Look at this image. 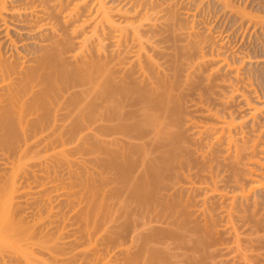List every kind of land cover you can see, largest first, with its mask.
I'll return each mask as SVG.
<instances>
[{
  "label": "bare ground",
  "instance_id": "bare-ground-1",
  "mask_svg": "<svg viewBox=\"0 0 264 264\" xmlns=\"http://www.w3.org/2000/svg\"><path fill=\"white\" fill-rule=\"evenodd\" d=\"M203 1L0 0V159H3L4 166L12 165L10 167L17 174L20 172L27 176L30 173L33 175L34 170L29 168V164L36 159L39 160L41 154H34L33 150L30 154L29 146L37 145L43 139L49 142L50 136H47L46 140L43 134L45 132L53 137L56 127L57 130L61 126V131L58 133L62 135L64 128L61 123L68 120L73 124V129L70 128V131L66 132L78 137V140L88 136L97 139L96 133L100 131V135L102 132L100 139L103 138L101 140L105 150L103 162L106 167L103 176L105 197L107 195L109 199L116 198L120 208H124L125 202L128 203L127 199L135 197L145 207V209L140 208L142 212L163 218L166 228L171 227L169 231L161 233L160 230L152 234L150 228L153 227V221L144 222L143 227L151 230V236L148 237L150 240L169 239L182 234L185 242L186 233L188 238L192 233L196 238H193L190 244L192 242L195 248L204 250L206 245L211 248L217 247L218 243L223 244L219 242V235L223 229L221 231L218 229L221 228L218 218L222 211V219H225L227 225L224 230L227 229L225 230L227 234L232 235L233 244L239 250L250 247L264 248V89L258 85L259 76L257 78L254 72L255 75L248 69L243 73L240 71L238 64L245 61L251 64L250 58L245 57L238 62L232 60L224 46L227 37L233 39L232 35L239 38L237 35L240 36L242 33V39L246 38L244 34L248 29H252L255 36L258 31L263 33L264 6L250 8L254 3L247 5L246 1L247 3L243 5V0H214L215 6H218L221 13H228L238 18L237 24L233 21L239 28L233 27L235 32L225 34L224 31H214L212 27L195 26V24L202 25V20L198 18L197 21V16L201 15L200 10L206 12L207 7L205 8ZM192 11L195 13L193 14ZM188 16L193 17L194 22L185 23L183 18ZM241 29L243 31H240ZM161 32L169 34L175 43L172 46L173 53L171 52L174 57L167 59V64H164L165 60L163 64L160 63V58H169L173 55L168 54V50L167 53L165 52L162 44L166 42L161 40L162 37L160 39L158 37L163 35ZM223 35L227 36L226 39H222ZM196 80L198 86L195 92L198 88L203 92L195 95L194 90L190 89L193 88V81ZM220 89L226 91L220 92ZM186 91L189 92L188 97H191V101L189 100L191 105H188L187 100L184 99ZM192 91L193 93H190ZM217 99L221 100L219 105L221 109L223 107L222 110L214 108ZM235 99L242 100L247 106L248 116L252 122L249 121L250 123L247 124L246 118L238 117L232 106H229ZM12 137H21L22 142L21 145L19 143L15 145L21 148L18 160L9 162L10 156L4 152V147ZM60 140L63 142L64 138ZM79 142L82 143L81 140H76L77 146L80 145ZM94 142H96L95 138ZM59 145L63 146L60 151L61 157L64 156L62 162L64 159H67L66 162L69 161L72 176L75 171L73 167L77 164L82 165L86 161L80 160V163L78 158H74L75 156L68 157L66 148L64 149L65 145ZM74 149L76 152L75 147ZM96 152L98 154V151ZM55 154L59 155L54 151V156ZM88 154L86 152V158ZM45 156L43 154L42 159ZM90 157H94L93 154ZM41 164L43 165V162ZM176 167L181 172L177 171ZM101 173L102 176L103 172ZM87 175L89 177L88 171ZM75 179L76 186L72 177L71 180L69 179L72 183L68 181L69 189L66 190L65 195L69 200L72 198L68 204L72 207L75 205V208L73 207L75 211L78 201L80 205H84H79L78 214L68 217V221L71 222L78 218L77 226L76 222L73 223L75 220L69 223L76 229L72 227L69 232L62 230L65 234L61 231L59 236L57 235L55 247L53 252L50 251L51 258H49L52 263L53 258V264L55 262L59 264L63 260L59 259L61 244L63 248L65 245L59 243L63 234L67 238L73 237L70 242L77 245V241L85 238V235L93 237L92 232L98 230L97 226L99 228L100 225L99 229H101L105 225L99 224V220L94 218L95 212V216L94 214V217L91 216L96 207L99 210L103 209V201L100 206L95 204L98 199L95 197V185L94 191L88 180ZM84 180V183L81 182ZM13 182L12 186L8 185L11 187L10 190L3 189L6 194H2L0 190L1 202L4 201L5 196L9 198L8 193L17 191L18 188ZM30 184L32 185L33 182ZM79 186L80 192L77 191L79 197L75 203V198L71 195L77 198L78 194L72 189ZM26 192L32 191L26 190ZM14 195H10L11 200ZM46 196V210L53 211L52 200L56 196L51 193ZM30 198L32 197L29 196ZM36 201L37 199L34 203ZM150 201H156L158 207L151 208ZM182 204L187 205L186 208L189 204L194 209L180 211L178 208ZM11 206L4 204L0 206V256L7 247L19 251L20 246L16 243H23L26 240L28 244H32L33 241L35 244V241H40L36 230L22 225V222L20 225L18 220L13 219ZM71 212L73 213L72 210ZM181 218L183 227L179 225ZM71 230L74 235L71 234ZM80 231L84 232V236ZM41 233L40 236L43 238L44 234ZM75 233L80 234V239ZM184 244L187 245L186 242ZM24 248L27 251L26 247ZM75 251L70 256L68 253L71 250L67 254L64 252L65 259L62 263L79 264L80 260L77 263L75 258L77 254L80 256L81 252L76 254ZM85 251L82 250V255H86L83 254ZM31 253L32 257L36 254L33 250ZM66 256H68L67 260ZM25 260L29 262V259ZM43 261V264H47L45 260ZM84 261L85 259L82 260ZM29 264L33 263L29 262Z\"/></svg>",
  "mask_w": 264,
  "mask_h": 264
},
{
  "label": "rangeland",
  "instance_id": "rangeland-1",
  "mask_svg": "<svg viewBox=\"0 0 264 264\" xmlns=\"http://www.w3.org/2000/svg\"><path fill=\"white\" fill-rule=\"evenodd\" d=\"M209 1H211L212 3H210ZM253 1L254 0H249V1L248 0H243L242 3H243V5H244L245 2L247 3V5H249V3H254V4H252V6H250V8H254L256 6H259V7L260 6H264V0H258V1L256 0L254 2ZM213 2H214V0H204L203 1V3L206 5L205 8L207 7L208 9L206 8V12H204V13H203V10H200L201 15L197 16V21H199L198 18L201 19L202 20V25L195 24V26L197 28L212 27V29H214V31H224L225 34H228L227 32L232 33L236 29L235 27H237L235 24H237V22H238L237 19L238 18L235 17L236 18L235 19L234 16H232V15L230 16L228 13H224V14L221 13L222 11H220L218 9V6L217 5L215 6V2L214 3ZM211 4L212 5L214 4L213 7H212ZM192 13L194 14L195 12L192 11ZM222 14H223V16H222ZM200 16H203V17H200ZM216 18H218V20ZM183 19H184L183 21H185V23H187V24L192 23V21L194 20L193 17H191V16H188V18L184 17ZM195 20H196V18H195ZM215 20H216V22H215ZM233 27L235 28L234 30L232 29ZM237 28H239V27H237ZM159 29L160 28H158V30ZM231 29H232V31H231ZM244 30H247V29H244ZM159 31H161V29ZM240 31H243V29H241ZM252 31H253L252 29L251 30L248 29L247 32L244 31V32H246L245 34L243 32L244 36L245 37L247 36L244 39H242V37H241V36H243V35H241L242 33H240V36L237 35V37H239L240 39L239 38H235L232 35L233 39L231 38V40H230V38L226 36L229 41L227 40L226 43L224 42L225 43L224 46L227 49L226 51L228 52V55H229L230 58H232V60L234 59L235 61L237 60V62H238L240 60L242 61L243 58H245V57H246V59H247V57L250 58V61L252 62L251 64H248L246 61H245V63L243 62L241 64H238V66L241 69L240 71H241V73H243L244 71H246V69H248L249 71L251 70L250 72L252 74L255 73L256 75L255 74L254 75L257 76V78L259 76L258 79L256 78L258 80L257 83H258V85H261L263 87V89H264V32L262 33L260 31H258L256 33L257 36H258V38H257V36H255V34H253ZM162 33L163 32H161V34ZM250 33H252V34H250ZM164 34H165V36H164ZM166 34L167 33H163L162 36H158V37H159V39L162 37L161 40H163V41L165 40L164 43L166 42L165 44H162V46H164V48L166 50L165 52L167 53V50H168L169 51L168 54H172L173 50H174L172 46H174L175 43L173 41V38L169 37V34H167V36H166ZM250 35L252 37H250ZM223 36L224 37H222V39H226L225 35H223ZM249 38H251L252 40L249 39ZM167 42H169L170 44L168 45ZM167 45L170 48H168ZM166 47H167V49H166ZM152 54L155 55L154 53H152ZM173 57H174V55L172 57H169V58L168 57H166V58L163 57L164 59L160 58V61H161L160 63L163 64V61L165 60L164 64H167L168 63L167 59H170V58L172 59ZM170 66H171V64L169 63V67ZM183 77H184V74H183ZM181 80H182V78H180V81ZM184 82H183V84H184ZM196 83H198V80H196V82L193 81V85L194 86L196 85ZM199 83L201 85V81H199ZM194 86L190 90H194V92H195V88L198 86V84L195 87ZM187 87L189 88V86H187ZM187 87H184V88L189 91V89ZM198 90H199V88L197 89V92L194 93L195 95H196V93L199 94V92H201V93L203 92L201 90H199V91ZM221 90L222 89H220V92H221ZM188 91L185 92V98L184 99L187 100L188 105H191V103H190L191 97L190 98L188 97V94H187V93H189ZM225 91L226 90H224L223 92H225ZM190 93H193V91L190 92ZM186 94H187V97H186ZM194 94H191V95H194ZM261 96H263L262 92H261ZM215 97L216 96H214V98ZM193 98L194 97H192V99ZM221 100H222V97H221ZM221 100H219V99L216 100L215 107L213 105V107L215 109H219V110L223 109V107L221 109V106L219 105L220 104L219 101H221ZM213 104H214V102H213ZM229 106H232V110H234V112L236 113V115L238 117L246 118L245 120H247L246 121L247 124L252 122L250 117L248 116L249 110H248L247 106L244 104V102L242 100H240V99L236 100L235 99L231 103V105H229ZM67 121L66 122L64 121L65 123L64 122L61 123L62 124V128H64V129H62V132H63L62 135L59 134L60 131H61V126L58 127V129H57L59 131L56 130V128H57L56 127L55 128V134H54L55 138H54V135H53V137H51V135H47V133L45 134V132H44L43 135L45 136L46 140L48 138L47 136H50V139L48 138L49 142L45 141L42 138L45 142H43V140H42L41 143H38L39 145L37 144L38 146L36 144H34V145L32 144L34 147L32 145L29 146L28 150H29L30 154L32 152L31 150H33L34 154L35 153H37V154L40 153L41 154V155L39 154L40 155V159L39 160L36 159V160H34L35 162L34 161L31 162V163H33V165L29 162L30 163L29 164V168L31 170L32 169L34 170L33 175H32V173H30V175L27 176L24 173L22 174L20 172H18V174H17V173H15L14 169L11 168L12 165H10L11 167L6 165V167H7L6 168L4 166V164H3V162H4L3 159H0V163L3 164L2 166L0 164V190L2 191V194H6L3 189L6 188L7 189L6 191H8V189L11 188L10 186L13 185L12 182L14 181L15 178L16 179H15V181L13 183L18 188L17 191L14 190L16 193L15 192H12V194H11V192L8 193L9 194L8 195L9 198L15 194L13 199L11 200V198L9 199L7 196H5L4 201L3 200H2V202L0 201V206H1V204H4L5 206H8V207H10L12 205L11 206L12 209L11 208L10 209L12 211L11 213H13V216H14L13 219L18 220L20 225L23 223L22 225H27V226L31 227L32 229L36 230V232L38 233V236L40 238V241L39 240L35 241V244H33V242H34L33 240H31V241H33V242H31L32 244H28V242L26 240H24L23 243L20 242V240H19L20 243H16L17 246H20L19 247V251L16 248L13 250V248L7 247V249L0 256V264H29V262L30 263L32 262L33 264H41V262H42V264H43L44 263L43 260H45L47 262V264H53L54 263L53 258H52L53 263L51 262V259H49V258H51V252H53L52 250L55 247L54 245L56 244L57 235L59 236V234H60L59 232H61L62 230L64 232H69L70 229H73L75 227V226H73V225H71L69 223H72L75 220L73 222L75 224V222L78 220V218H77V220L73 219L72 222L68 221V219L72 216V214H75V213L78 214L77 213V209H80L79 208L80 204H79V201H78V206H77L78 208L76 207V211L73 210V207L75 208V205H73V207H72L71 205L68 204V201L70 203V200L72 198H70V200H69V197L65 195V192H66V190L68 191V189H69L68 184L72 183V182H70L71 177H72V180L75 181V186H76V179L75 178H78V179L80 178L81 180L85 179V177H88L87 171H88L89 177H88V179H85V180H88L90 185L92 184L91 185L92 189H93V187L95 185L96 191L94 189L93 190L96 192L95 193L96 194L95 197L98 198L96 200L97 203L95 202V204H97L96 206H98V205L100 206L101 201H103V204H102V206H103L102 208L103 209H101L102 212H101V210H99L98 207H96L94 209V211H93L91 216H93V214L95 216V213H96V216L97 215L98 216L97 217L93 216V217L97 218L99 220L98 221L99 224H101V225L105 224L106 226L105 225L103 226L104 231H103V228L99 229L100 225H99V228L97 226L96 228L99 231L95 230V232L97 231L98 235H97V232H96V234H95V232H92V235H93V237L91 236L92 240L90 239L91 237H88L86 235H85V238L83 237V238L80 239V234L82 236H84V234H83L84 232L81 233V231H80L79 235L77 233H75V234H77V236H79V239H80V241L79 240L77 241V245L75 243L71 244V242H72L71 239L73 237L69 236V238H67L66 235L64 237L65 233L62 231L64 233L63 234V238H61V242L59 240L60 244L61 243L65 244V245H63L64 248L62 247V244H61L62 250L59 253V254H61V255H59V259L60 260L63 259V260H61L62 262L65 259V256H63L64 252H65V254H67L68 251L71 250V252H69L70 254L68 253V255L70 256V255L74 254V251L76 250L75 251L76 254L79 251L81 252V253L79 252L80 256H78V254H77V256L75 258V260L77 259V263H78L79 260H80V263H81L82 260L85 259V261L82 262L81 264H87V263L88 264H90V263L92 264V257H93V264H151V263L152 264H264V248L259 249V248H251L250 247V248H246V250H239L233 244L234 241H233L232 235L230 236L229 233L227 234V232L225 231L227 229L224 230V228H226L227 225H226L225 219H222V215L223 214L221 215V212H222L221 210H219V211L217 210L218 212L221 211L219 213V218H218V224H219V226L221 228H218V229L220 231L223 229L220 232V235H219V238H220L219 242L221 241V243H223V244L219 245V243H218L219 246L217 245V247H215V246H213L211 244L213 246L212 248H211V246L209 247L208 245H206L207 247L205 246L204 250L203 249H199V248L198 249L195 248V246H193V244H192V242H193L192 239L196 238V236L194 234H192V233H191L192 236H190V234H189L190 238H188V236H186L188 233H186V235L184 236V239L187 238L185 240L187 245L184 244L185 242L183 241L182 234L180 236H178V237L177 236L176 237L172 236L169 239L160 238V239H154V241L152 239L150 240L148 237L151 236L150 235L151 234V230H149V228L147 230V228L143 227L144 222H146V221L148 222L150 220L153 221L152 222L153 227L151 225L152 228H150V229H152V234H153V232H158V231L160 232V230H161V233L165 232V231H169L170 230L169 228H171V227H167L166 228L165 220L163 218L157 217L155 214H151V213L146 214L145 212H142L140 210V208L143 207V209H145V207L142 206V203H140V201L137 200L135 197L127 199L126 201L128 203L125 202L124 208H120L119 203L117 202L118 200H115L116 198L114 199L113 197H111V199H109L107 197V195L105 197V194L103 193L104 189H105V182H104V177L103 176L106 173V171L104 170L106 167H104V163L105 162H103V161H105V160H103L105 158L104 145H103V141L101 142V140H103V138L100 139L102 132L100 133V135H99L100 131L96 133V135L97 134L99 135V138H98V135H97V139L94 136L93 137L92 136H88L89 139H88V137L87 138L85 137L86 139L84 137H82V139L80 138L78 140V137H76V136L73 137L74 135H72V134L70 135L69 132H66L67 130L70 131V128H71V130L73 129V124L72 123L70 124V122L69 121L67 122ZM64 124L65 125L67 124V125L65 126ZM68 124H69V126H68ZM45 126H47V125L45 124ZM65 128H68V129H65ZM56 132L57 133L59 132L58 135H56L57 134ZM65 132H66V134H68L67 136H66ZM59 136H60L61 139L64 138L63 142H61ZM51 138H52V140H51ZM83 138H84L85 141L83 140ZM92 138H93V140H92ZM94 138H95L96 142H94ZM104 139H105V137H104ZM10 140H11L10 142L8 140V145H6V147H4V149H5L4 152H7L8 156H10L9 162L10 161L13 162L12 160H14V159H15V161L18 160V155H19V152H20V149H21V148L19 149V146H15V145H17L18 143H19V145H21L22 138L21 137H15V138L12 137V138H10ZM50 140H51V144H50ZM76 140L77 141L81 140L82 143L79 142L78 145L79 144L80 145L77 146ZM67 141L69 142L68 146H67ZM83 141H84V143H83ZM90 141H91V143H89ZM70 143H73V144H70ZM59 144H61V145L64 144L65 145L64 149L66 148L65 152L68 155V157L72 158V157L75 156L74 158H78L79 159L78 161L80 163H81L80 160L86 161L85 163H84V161H82L84 164H82V165L79 164L80 167L78 166V164H77V166L75 165L73 167V170L75 169V171L72 173V176L70 175V172H72V171L70 170V165L71 164L68 163L69 161L66 162L67 159L66 160L64 159L63 162L64 161L65 162L64 163L62 162V159H63L64 156L61 157V154H60L61 152L60 151H62V149H63L62 147L63 146L61 147ZM81 144H82V147H84L83 149L81 147ZM35 146L38 147V148L36 149ZM71 146H73V147L71 148ZM87 146H88V149H87ZM94 146H95V148H94ZM74 147L76 148V152H75ZM22 148H25V147H22ZM70 148H71L72 151L70 150ZM46 149H47L48 153L46 152ZM126 149H128V148H126ZM50 150H52L53 152L50 151ZM44 151H45V153H43ZM54 151L57 154L59 153V155H57L58 158H56L57 157L56 154L54 156ZM77 151H78V153H77ZM96 151H98V154H97ZM102 151H103V153H102ZM50 152H52V153H50ZM86 152H87V154L90 152L88 154L87 158H86ZM99 152H100V155H99ZM43 154H44V156L46 155L47 158L45 156L42 159ZM63 154L64 153L62 152V155ZM92 154H93V156L95 158L97 156V159H95L94 157H90V155L92 156ZM94 154H96V155H94ZM50 155H53L54 157L50 156ZM98 155L100 157H98ZM88 157H89V159H88ZM45 158H46V161H45ZM51 158H52V160H51ZM54 158H55V161H53ZM90 160L92 161V163L95 160L96 161H95V163L92 164ZM42 162H43L44 167L41 164ZM50 162H51V164H50ZM47 163H49L48 164L49 167H48ZM52 163H53V165H52ZM67 163L69 165V168H68ZM9 164H11V163H9ZM88 165H91V166H89V167H91V169L88 167ZM102 165H103V167H102ZM54 166H55V169H54ZM83 169H84V171H83ZM93 169H94V171H93ZM176 169H177V171H179L177 167H176ZM68 170H69V173H68ZM78 171H79V173H78ZM75 172H76V174H75ZM101 172H103L102 176H101V174H102ZM179 172H181V171H179ZM36 174H37V176H36ZM23 175L25 177L27 176L29 178H27V177L26 178L25 177L22 178ZM91 175L94 178H92ZM89 178H91V179H89ZM96 178H98V179H96ZM78 179H77V185L79 184L78 183ZM80 179H79V181H80ZM102 179H103V181H102ZM85 180L81 181V182L84 183ZM28 181H29V183H28ZM101 181H102V183H101ZM30 182L31 183L33 182V184L31 185ZM6 183H8V184H6ZM5 184L7 186H5ZM9 184H10V186L8 187ZM101 185H102V187H101ZM32 186H34L35 188L34 187L32 188ZM45 186H46L47 189L45 188ZM39 187L42 188V189H40ZM48 187H49V189H48ZM66 187H68V188H66ZM182 187H183V180H182ZM97 188H100V189L97 190ZM108 188H113V186L112 187L108 186ZM38 189H40V190L38 191ZM59 189H60V191H57ZM62 189H63V191H62ZM26 190L27 191H32V192H26ZM72 190L74 192L76 190V193H77V191L80 192V186H79V188L75 187V189L73 188ZM18 191H20V192L17 193ZM34 191L36 193H34ZM57 192H58V196H57ZM49 193H51L52 195L56 196V198L54 197V199L52 200V202H54L53 205L51 206V208L52 207L54 208L53 211H47L46 210L47 202H46L45 198L47 197L46 196L47 194L49 195ZM2 194H0V195H2ZM97 194H98V196H97ZM100 195H101V197H100ZM203 195H204V193H203ZM27 196H28V198H26ZM29 196H31L32 198L29 199ZM33 196H34V198H33ZM71 197L75 198L74 202L76 203L77 200H78L79 194L77 195V198H76V196L74 197L72 195H71ZM6 198H7L8 201L6 200ZM31 199H32L33 203L31 201ZM35 199H37L38 202L36 201L34 203ZM25 200L27 202L31 201L30 202L31 205L29 203H27ZM9 201L12 204H10ZM83 205H80V206H83ZM149 205H150L151 208L154 207V206L158 207V203L156 201H150ZM186 206H183V204H182V205L179 206L178 210H180V211L189 210L190 211V209H191V211H192V209H194V207H192L189 204H188L189 207L186 208ZM97 208H98V210H97ZM118 208L121 209V210H119ZM71 210L73 211V213L71 212ZM104 210H105V212H104ZM100 212H101V214H99ZM181 215L183 216V213ZM220 216H221V218H220ZM64 217H66V219H64ZM75 217H78V216L75 215ZM182 218L180 219L179 225H181L183 227V219ZM102 219H103L104 223H103ZM91 221L94 222V219L91 218ZM220 221H222V222L220 223ZM77 223L78 222H76V226H77ZM68 224H69V226H67V228L63 229L64 226L68 225ZM70 225H71V227H70ZM25 228H27V227H25ZM153 228L155 229V231H154ZM75 229H76V227H75ZM41 232L44 234L43 238L40 236ZM42 233H41V235H43ZM66 234L69 235V233H66ZM71 234L74 235V232L72 231ZM94 234L96 235L95 237H94ZM106 234L108 235V237H107ZM53 235H55V237ZM21 236H19L20 239H21ZM97 236H99L100 239L97 238ZM181 236H182V240L180 239ZM19 237H18V239H19ZM147 238H148L149 242H148ZM18 239H16V242L18 241ZM86 239H88L90 244L88 243V241ZM45 240L47 242H45ZM93 240H94V242H93ZM191 240H192V242L190 244ZM14 242H15V240H14ZM91 243L93 245L94 244L95 245L93 246ZM21 245H23V246L21 247ZM32 245H33V247H32ZM245 245H247V244H245ZM122 246H123V248H121ZM24 247H26L27 251L24 250L25 249ZM42 247H43V249H42ZM84 247H85L86 251L83 249ZM120 248H121V251H120ZM22 249L24 250L25 253L27 252L26 253L27 255L23 252ZM194 249H195V251H194ZM207 249H208V251H207ZM32 250L36 253L35 256L38 255L37 259H36L35 256L32 257L33 256L32 253H31ZM40 250H42V251H40ZM82 250L85 251V252H83V254H86V255H82ZM20 251H22V253ZM58 251H60V250H58ZM28 253H29V255H28ZM20 254H21V256H20ZM251 254H252L253 257H251ZM67 257L68 256H66V260H67ZM81 258H82V260H81ZM244 258H246V259H244ZM25 259H27V260L29 259V262L26 261ZM106 259H107L108 262L106 261ZM40 260H41V262H40ZM25 261H26V263H25ZM62 262L61 263L58 262V263L59 264H64ZM55 264H56V262H55ZM65 264H68V262L65 263Z\"/></svg>",
  "mask_w": 264,
  "mask_h": 264
}]
</instances>
